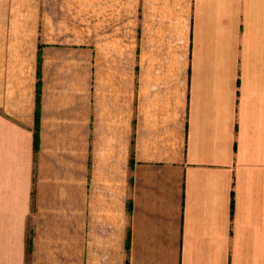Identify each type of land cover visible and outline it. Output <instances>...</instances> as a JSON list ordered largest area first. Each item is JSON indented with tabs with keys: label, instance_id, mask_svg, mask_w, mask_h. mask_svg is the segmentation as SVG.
Here are the masks:
<instances>
[{
	"label": "crops",
	"instance_id": "1",
	"mask_svg": "<svg viewBox=\"0 0 264 264\" xmlns=\"http://www.w3.org/2000/svg\"><path fill=\"white\" fill-rule=\"evenodd\" d=\"M0 264H264V0H0Z\"/></svg>",
	"mask_w": 264,
	"mask_h": 264
},
{
	"label": "trees",
	"instance_id": "2",
	"mask_svg": "<svg viewBox=\"0 0 264 264\" xmlns=\"http://www.w3.org/2000/svg\"><path fill=\"white\" fill-rule=\"evenodd\" d=\"M35 151L38 149V138H37V133L35 134V144H34ZM29 249V248H28Z\"/></svg>",
	"mask_w": 264,
	"mask_h": 264
}]
</instances>
